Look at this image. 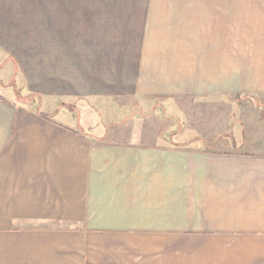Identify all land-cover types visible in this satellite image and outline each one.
<instances>
[{
    "label": "crops",
    "instance_id": "1",
    "mask_svg": "<svg viewBox=\"0 0 264 264\" xmlns=\"http://www.w3.org/2000/svg\"><path fill=\"white\" fill-rule=\"evenodd\" d=\"M208 2L165 3L161 21L149 13L141 42L132 41L143 57L118 62L114 82L73 76L58 88L76 97L83 84L88 95L101 84L138 96L264 97V34L249 38L242 63L218 20L225 5ZM8 94H0V264H264L263 144L178 145L145 128L137 140L113 141L111 126L98 136ZM76 97L53 110L75 112ZM94 100V111L108 103ZM125 108V122L145 111Z\"/></svg>",
    "mask_w": 264,
    "mask_h": 264
},
{
    "label": "rangeland",
    "instance_id": "2",
    "mask_svg": "<svg viewBox=\"0 0 264 264\" xmlns=\"http://www.w3.org/2000/svg\"><path fill=\"white\" fill-rule=\"evenodd\" d=\"M206 1L225 5L224 20H218L225 22L226 41L236 40L230 46L233 53L236 55L240 49L241 61L247 65L249 38L264 34V0H0V94L8 96L14 90V98L30 97L31 103L43 104L54 119L98 136L105 126H111L107 138L113 141L124 140L125 136L137 140L136 135H144L137 129L145 128L149 135L173 138L178 145L189 141L198 145L204 138L210 145L212 139L220 137L224 139L221 143L227 142L225 148L246 147L253 142L264 145V97L238 94L215 99L195 93L138 96L118 90L101 92V84L95 88L96 95H88L87 87L81 85L82 91L76 97L73 88L64 86L62 92L57 86L58 79L73 76L80 77L82 83L95 77L114 82L118 62L126 65L143 57L135 42H141L139 33L144 32L143 23L148 21L149 13L154 12L151 18L161 21L169 13L158 16L167 8L165 3ZM233 4H240L238 15L231 12L238 8ZM227 78L236 76L228 74ZM52 89L60 90L61 95L48 93ZM100 95L108 103L101 109L98 108L102 103H93L98 107L94 111L92 102ZM75 97L79 117L74 116L76 110L71 113V109L63 108L60 114L53 110L67 107L63 103L72 102ZM153 100L156 106L146 107ZM130 105H139L145 111H134L130 121L123 118L124 122L119 123L122 114H127L125 107Z\"/></svg>",
    "mask_w": 264,
    "mask_h": 264
},
{
    "label": "trees",
    "instance_id": "3",
    "mask_svg": "<svg viewBox=\"0 0 264 264\" xmlns=\"http://www.w3.org/2000/svg\"><path fill=\"white\" fill-rule=\"evenodd\" d=\"M124 119L121 117L119 118L118 122L121 123V121H123Z\"/></svg>",
    "mask_w": 264,
    "mask_h": 264
}]
</instances>
